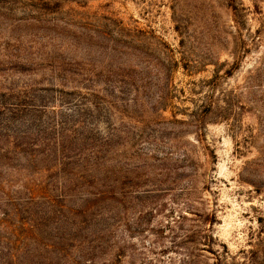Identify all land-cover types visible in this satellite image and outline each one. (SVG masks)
I'll use <instances>...</instances> for the list:
<instances>
[{
  "label": "rangeland",
  "instance_id": "1",
  "mask_svg": "<svg viewBox=\"0 0 264 264\" xmlns=\"http://www.w3.org/2000/svg\"><path fill=\"white\" fill-rule=\"evenodd\" d=\"M0 264H264V0H0Z\"/></svg>",
  "mask_w": 264,
  "mask_h": 264
}]
</instances>
